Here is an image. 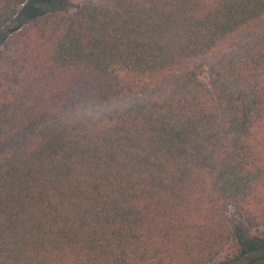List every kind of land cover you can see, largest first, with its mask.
<instances>
[{
    "label": "trees",
    "instance_id": "1",
    "mask_svg": "<svg viewBox=\"0 0 264 264\" xmlns=\"http://www.w3.org/2000/svg\"><path fill=\"white\" fill-rule=\"evenodd\" d=\"M38 2L0 0V264H264V0Z\"/></svg>",
    "mask_w": 264,
    "mask_h": 264
},
{
    "label": "rangeland",
    "instance_id": "2",
    "mask_svg": "<svg viewBox=\"0 0 264 264\" xmlns=\"http://www.w3.org/2000/svg\"><path fill=\"white\" fill-rule=\"evenodd\" d=\"M81 2H82V0H52V2H50L48 4L38 2V3H36V9H45L47 7L46 9L56 8V9H62L63 11H72ZM22 8L23 7H20L19 11ZM10 27H12V23L8 24L6 29H8ZM7 37H8V32H7V34L3 40H6ZM0 48H1V45H0ZM228 217L230 220L229 221L230 226L234 230H239L242 234H244V236L246 238L258 237V238L264 239V229L262 231H260L258 234L246 233L244 231V228L241 226V222L233 215V212L231 209L228 211ZM237 253H238V244L236 241H232L226 247V249L223 251V253L221 255H219V257L211 264H223L225 261L232 259Z\"/></svg>",
    "mask_w": 264,
    "mask_h": 264
}]
</instances>
